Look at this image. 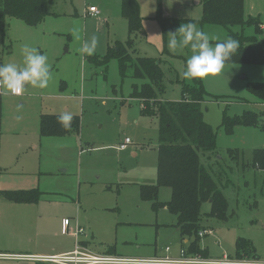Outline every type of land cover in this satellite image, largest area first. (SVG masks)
<instances>
[{
    "label": "rangeland",
    "instance_id": "obj_1",
    "mask_svg": "<svg viewBox=\"0 0 264 264\" xmlns=\"http://www.w3.org/2000/svg\"><path fill=\"white\" fill-rule=\"evenodd\" d=\"M152 1L155 14L143 19L131 51L135 57L157 59L164 73L158 100L179 101L185 86L196 82L183 76L191 49L169 51L170 33L188 23L218 40L227 39L229 31L220 25L201 24L198 0H145L146 12ZM259 1L245 0V4L264 23V0ZM159 3L163 17L176 21L166 34L156 18ZM91 5L104 13L86 14ZM49 10L58 16L48 15L36 26L11 17L0 32L1 64L22 65L21 48L28 44L48 56L52 72L43 90L28 85L17 96L0 88V243H22L31 250L56 254L84 239L95 251L114 244L124 256L157 252L177 257L182 239L176 216L165 207L155 211L140 196V185L156 183L158 165L159 120L143 114V102L131 97L133 84L146 80L134 78L133 69L123 78L117 59L99 64L89 59L92 55L79 51L92 35L99 38L93 55L102 56L109 47L127 41L129 24L122 15L121 0H52ZM244 32L253 34L254 28L246 27ZM219 75L201 79L209 93L221 97H209L203 103L204 119L217 132V152L201 155L226 195L228 211L224 219L212 217L208 215L210 202L203 203L201 223L214 233L204 236L201 246L208 249L209 259L225 254L235 257L236 239L242 236L251 239L264 258V169L244 165L254 149L264 147V102L247 89L249 81L264 82V64H225ZM247 110L259 113L260 123L238 126L228 134L222 126L224 118L241 116ZM65 111L80 116L79 133L42 136L41 115ZM126 138L131 143L120 149ZM230 149L239 152L231 155ZM132 150L138 154L134 156ZM21 189H38L40 201L17 204L5 197L7 190ZM170 198L171 189L162 186L159 200ZM65 219L71 222L68 231H63ZM76 226L84 229L80 237L73 231ZM0 264L34 262L13 259Z\"/></svg>",
    "mask_w": 264,
    "mask_h": 264
},
{
    "label": "trees",
    "instance_id": "obj_2",
    "mask_svg": "<svg viewBox=\"0 0 264 264\" xmlns=\"http://www.w3.org/2000/svg\"><path fill=\"white\" fill-rule=\"evenodd\" d=\"M51 2L52 0H0V32L5 31L7 20L11 17L19 18L30 26L41 24L48 15L53 14L49 10ZM199 2L202 6V16L199 20L201 24L223 26L228 29L229 37L240 41L239 49L226 64H264V38L261 37L264 23L260 17L246 15L245 0H199ZM121 11L129 24L127 41L109 47L102 56L92 55L89 59L104 65L111 59H117L123 78L127 76L129 69H133L134 78L146 80L140 85L133 84L131 97L143 102L144 108H141L143 114L155 116L159 120L158 165L156 183L140 185L141 199L150 201L155 211L165 207L174 214L175 226L179 229L182 241L188 239L184 244L187 252L208 258V249L201 246L203 237L199 235L200 231L206 229L201 223L203 203L209 201L211 204L209 216L224 219L227 217L228 200L212 172L213 169L202 160L201 154L205 156L217 152V132L204 119L203 103L209 97L214 99L221 97L209 93L202 80L196 78L194 85L185 86L182 100L165 102L158 100L164 73L157 59L135 57L134 50L131 51L134 37L143 29L144 17L139 2L122 0ZM156 18L164 34L167 33L168 27L176 25L173 19L163 17L161 3ZM236 26L241 27L240 30H235ZM246 27H253L254 33L245 34ZM247 89L257 100L264 102V82L249 81ZM2 115L3 95L0 92V132ZM59 115L52 113L41 115L42 136L79 133L81 128L79 115L72 114V127L67 130L58 123ZM259 123V113L247 110L241 116H226L222 126L228 134H232L238 126H257ZM229 152L233 155L239 150L230 149ZM244 165L264 169V147L254 149L252 159ZM162 186L171 189V198L167 202L159 200ZM5 194L9 201L20 204L38 203L41 196L38 189L7 190ZM235 247V258L257 256L256 247L249 238L239 236ZM115 252L114 244L107 246L108 254ZM36 264L47 263L36 261Z\"/></svg>",
    "mask_w": 264,
    "mask_h": 264
},
{
    "label": "clouds",
    "instance_id": "obj_3",
    "mask_svg": "<svg viewBox=\"0 0 264 264\" xmlns=\"http://www.w3.org/2000/svg\"><path fill=\"white\" fill-rule=\"evenodd\" d=\"M213 41H218V38L210 36L194 23L183 24L175 32L170 33L167 42L169 51L191 49L192 54L188 57L183 72L185 78L204 79L220 74L226 62L240 47V41L233 37L215 43ZM98 44L99 38L92 35L90 40L83 43L79 51L82 55L91 56L96 52ZM21 54L22 65L0 64V87L17 96L21 95L28 85L42 90L48 88L52 79L48 56L42 54L37 47L28 44L22 46ZM57 119L64 129L72 127L73 115L70 112H63Z\"/></svg>",
    "mask_w": 264,
    "mask_h": 264
},
{
    "label": "built area",
    "instance_id": "obj_4",
    "mask_svg": "<svg viewBox=\"0 0 264 264\" xmlns=\"http://www.w3.org/2000/svg\"><path fill=\"white\" fill-rule=\"evenodd\" d=\"M99 10L96 6H90L86 14L93 16L99 15ZM144 107V104H142ZM131 143L130 138H126L120 145V149H126L127 145ZM70 220L65 219L63 226L64 231H68ZM77 237L84 234V229L76 226L73 230ZM214 230L210 228L203 229L199 232L201 237L213 234ZM167 250H170L168 247ZM10 258L33 259L47 264H264V260L258 258H232L224 255L221 259L200 258V256L192 255L183 247L177 257L166 256H150V257H129L116 254L98 253L85 245L80 240L76 242L75 248L67 253L57 255H13L0 253V260Z\"/></svg>",
    "mask_w": 264,
    "mask_h": 264
},
{
    "label": "crops",
    "instance_id": "obj_5",
    "mask_svg": "<svg viewBox=\"0 0 264 264\" xmlns=\"http://www.w3.org/2000/svg\"><path fill=\"white\" fill-rule=\"evenodd\" d=\"M138 2H139V5H140V9H141V14H142V16L144 17V18H150V17H153L154 16V14H155V7H154V5H153V1L151 2V3H147V6H148V9H147V11L148 12H146V2H145V0H137ZM259 1V0H258ZM260 2V1H259ZM121 3H122V0H121ZM197 3L198 4H200V2H199V0L197 1ZM201 5V4H200ZM91 6H93V5H91ZM99 10V9H98ZM149 11H152V12H149ZM99 15L100 14H102V13H104V12H102L101 13V11L99 10ZM147 13H151V14H147ZM152 13H154V14H152ZM245 13H246V15L248 16V15H251L252 16V14H253V12H252V10H250V8L248 7V4L246 3L245 4ZM50 15H55V16H58V14H50ZM49 15V16H50ZM151 15V16H150ZM202 15V14H201ZM201 18V17H200ZM219 75V74H218ZM222 75V74H221ZM220 76V75H219ZM0 88H2V87H0ZM213 89L214 88H211L210 90L211 91H213ZM132 153H133V155L135 156V155H137L138 153H137V151L136 150H132ZM12 203H14V202H12ZM17 204H20V203H17ZM70 224H71V222H70ZM206 228H208V227H206ZM213 229V228H212ZM64 231V230H63ZM80 237V236H79ZM180 239H181V236H180ZM80 242L83 244V245H85L86 247H88L89 249H91L90 247H89V245H88V241H86V240H80ZM188 242V239H185V240H181V249L184 247V244L185 243H187ZM104 244V243H103ZM76 245V244H75ZM105 245V244H104ZM104 245L101 247V250H99V251H95V250H93V251H95V252H98V253H107V246L108 245H111V244H107V246L106 247H104ZM11 246V247H10ZM75 248V247H74ZM74 248H72V249H66V250H64V251H62V252H60V253H56V254H49L48 252H45L44 250H31V246L30 247H25L22 243H13V244H10V243H0V253H6V254H13V255H36V256H41V255H57V254H62V253H67V252H70V251H72ZM168 248V247H167ZM167 248H166V251L167 252H169L170 250H167ZM203 248H206V247H203ZM180 249V250H181ZM92 250V249H91ZM33 251H35V252H33ZM180 252V251H179ZM209 252V251H208ZM115 254L116 255H121V256H124V255H122V254H118L117 252H115ZM158 254H157V252L154 254V255H152V256H157ZM226 255V254H225ZM256 258H258V259H261V260H263L264 258H262V255L260 254V253H258V250H257V248H256ZM224 256V255H223ZM223 256H221V257H219V258H217V259H221ZM228 256H230V257H232V258H235V257H233V256H231V255H228ZM129 257H150V256H129ZM209 258V257H208ZM13 259H21V260H26V261H33L34 262V264H36V260H33V259H22V258H10V259H4L5 261H10V260H13ZM0 261H3V260H0Z\"/></svg>",
    "mask_w": 264,
    "mask_h": 264
}]
</instances>
